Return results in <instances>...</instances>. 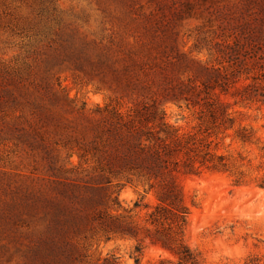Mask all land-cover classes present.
<instances>
[{"label": "rangeland", "instance_id": "obj_1", "mask_svg": "<svg viewBox=\"0 0 264 264\" xmlns=\"http://www.w3.org/2000/svg\"><path fill=\"white\" fill-rule=\"evenodd\" d=\"M230 1L0 0V74L5 70L20 75L32 66L39 79H46L56 91L65 89L74 110L68 114L70 121L83 104L91 109L110 100L115 102L116 98L122 104L121 112L126 113L134 103L160 94L162 83L156 70L150 74L138 71V63H146L148 57L160 63L164 51L169 55L183 54L189 64L217 67L211 51L220 23L216 21V10ZM71 36L84 41L90 54L100 53L104 46L109 48L110 42H121L120 56H131L133 74L129 81L143 82L147 95H131V87L126 84L119 94L97 91L99 82L91 77L92 64L85 65L84 73H74L69 65L67 49L62 46ZM153 43L155 50L151 53ZM193 72L192 67L181 69L171 87L187 84ZM245 83L241 79L236 87ZM194 86L195 94L203 91L200 81ZM233 91L212 92L228 106L231 126L228 122L220 128L211 125L201 105L187 107L183 102H167L161 107L169 127L164 131L175 130L178 136L184 134L195 142L188 146L193 150L190 168L183 166L185 151L173 159L178 162L175 182L188 209L183 240L198 254L199 264H264V189L258 187L264 179V105L236 103ZM158 95L157 100H161ZM244 132L249 136L245 142L238 137ZM67 136L48 141L53 140L56 155L69 167V163L77 165L78 158L73 156L67 161L71 147ZM160 136L164 138L163 133ZM206 152L208 156L203 157ZM219 157L224 167L217 165ZM214 164L216 169L212 168ZM119 184L110 190L114 201L111 215L129 216L140 229L137 238L111 236L107 240L94 224L86 225L73 234V247L69 253L68 249L64 251L57 264H104L106 260H114V264H178L173 253L144 239L145 230L153 232L148 215L158 204L155 191L136 179ZM38 185L46 189L51 186L41 162L36 164L27 148L14 142L1 144L0 264H22V250L15 251L8 235L17 227L4 218V206L23 190ZM138 247L141 249L137 252Z\"/></svg>", "mask_w": 264, "mask_h": 264}, {"label": "trees", "instance_id": "obj_2", "mask_svg": "<svg viewBox=\"0 0 264 264\" xmlns=\"http://www.w3.org/2000/svg\"><path fill=\"white\" fill-rule=\"evenodd\" d=\"M217 7L216 21L220 23L216 43L211 48L217 67L189 64L183 54L169 55L164 51L160 63L148 57L146 63H138V71L150 74L152 69L156 70L162 83L160 94L134 103L126 113L121 112L122 104L116 98L115 102L110 100L91 109L83 104L70 121L72 101L65 89L56 91L46 79H39L32 66L24 74L5 70L0 74V145L14 142L27 148L34 162H41L51 184L48 189L31 186L4 206V218L17 227L8 235L15 251L22 250V264H57L64 251L68 249L69 253L73 247V234L90 224L107 240L111 236L137 238L140 229L130 222L129 216L111 215L114 201L110 190L122 180L130 183L133 179L154 190L158 201L148 215L153 232L145 230L144 239L173 253L178 264H199L198 254L183 240L188 209L175 182L178 162L173 159L185 151L183 166L190 168L193 150L188 146L194 139L184 134L178 136L175 130L164 131L167 126L162 104L201 105L210 124L217 128L227 122L231 126L233 121L227 114L228 106L217 94H212L216 89L224 94L233 89L231 95L236 97V103L264 105V0H231L225 7ZM69 39L62 48L67 49L72 71L84 73L85 65L92 64L91 77L99 82L97 91L119 94L126 84L125 87H131V95L141 98L147 95L143 82L129 81L133 74L131 56H120L121 42H110L109 48L104 46L100 53L90 54L84 41H76L73 36ZM152 50L154 43L151 53ZM189 67L194 69L191 80L171 87L175 74ZM241 79L246 83L236 87ZM196 81L203 87L198 94H195ZM66 134L71 145L67 161L73 156L78 158L77 165L69 163V167L56 155L53 140L48 141L52 137L65 138ZM238 137L244 142L249 138L245 132ZM205 156L207 152L203 153ZM222 161L219 157L217 165L224 167ZM212 168L217 167L214 164ZM81 182L85 185L81 186ZM258 187L264 189V179ZM138 206L134 204L135 208ZM138 249L137 252L141 248Z\"/></svg>", "mask_w": 264, "mask_h": 264}]
</instances>
